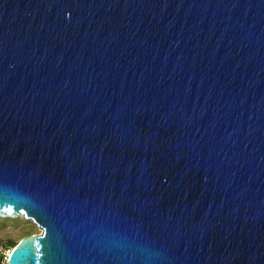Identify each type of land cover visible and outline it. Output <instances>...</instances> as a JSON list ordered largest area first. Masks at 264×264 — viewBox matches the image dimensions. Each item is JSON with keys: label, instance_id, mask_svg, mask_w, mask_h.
Instances as JSON below:
<instances>
[{"label": "water", "instance_id": "1", "mask_svg": "<svg viewBox=\"0 0 264 264\" xmlns=\"http://www.w3.org/2000/svg\"><path fill=\"white\" fill-rule=\"evenodd\" d=\"M6 264H264V0H0Z\"/></svg>", "mask_w": 264, "mask_h": 264}, {"label": "rangeland", "instance_id": "2", "mask_svg": "<svg viewBox=\"0 0 264 264\" xmlns=\"http://www.w3.org/2000/svg\"><path fill=\"white\" fill-rule=\"evenodd\" d=\"M39 233L40 229L23 217L0 216V242L7 243L9 248L10 242L17 244L23 237Z\"/></svg>", "mask_w": 264, "mask_h": 264}, {"label": "built area", "instance_id": "3", "mask_svg": "<svg viewBox=\"0 0 264 264\" xmlns=\"http://www.w3.org/2000/svg\"><path fill=\"white\" fill-rule=\"evenodd\" d=\"M11 250L12 248H9L7 243L0 242V264H6Z\"/></svg>", "mask_w": 264, "mask_h": 264}, {"label": "trees", "instance_id": "4", "mask_svg": "<svg viewBox=\"0 0 264 264\" xmlns=\"http://www.w3.org/2000/svg\"><path fill=\"white\" fill-rule=\"evenodd\" d=\"M16 245H17V244H15V243H13V242H10V243H9V246H10L11 248H14Z\"/></svg>", "mask_w": 264, "mask_h": 264}]
</instances>
